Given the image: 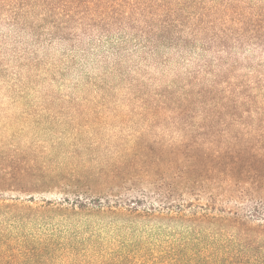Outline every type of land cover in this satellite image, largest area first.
Listing matches in <instances>:
<instances>
[{"label": "trees", "instance_id": "trees-1", "mask_svg": "<svg viewBox=\"0 0 264 264\" xmlns=\"http://www.w3.org/2000/svg\"><path fill=\"white\" fill-rule=\"evenodd\" d=\"M132 1L125 0L128 9L135 8ZM201 2L184 33L176 30L177 23L182 24L177 17L182 8L175 6L169 14L159 15L164 17L158 18L164 31L114 38L79 31L40 32L46 18L36 15L0 19V98H59L52 94L50 83L65 82L75 68L85 69L83 86H93L85 94L101 93L102 100L85 97L80 106L97 109L100 117L117 116L119 122L139 126L130 133L138 141L125 151L91 144L61 153L45 145L15 144L0 133L5 139L0 140L1 207H13L1 196L5 192L33 201V194L44 189L60 194L62 202L57 205L74 197L70 209L96 206L102 213L125 209L147 215L160 206L166 211L162 215L187 225L179 245L187 264H264V0H246L243 7L232 5L233 0ZM49 4L60 9L52 20L57 27L85 20L86 15L75 16L68 0ZM35 5L40 4L32 2L31 9ZM246 48L257 54L241 56ZM173 60L181 70L170 81L162 71L157 81L146 76ZM125 63L136 77L128 75ZM86 68L100 71L93 78ZM109 74L128 82L127 98L111 99L110 91L116 88L105 79ZM45 86L52 93L43 91ZM112 101L118 105L112 106ZM155 127L177 136L155 135L157 141L150 142ZM153 145L160 146L159 151ZM149 165L155 169L153 175ZM152 179L158 205L148 204L145 196L119 201L111 191L122 180L147 184ZM138 204L143 209H137ZM36 244L32 251L19 253L43 252L45 261L50 240L39 239Z\"/></svg>", "mask_w": 264, "mask_h": 264}, {"label": "rangeland", "instance_id": "rangeland-1", "mask_svg": "<svg viewBox=\"0 0 264 264\" xmlns=\"http://www.w3.org/2000/svg\"><path fill=\"white\" fill-rule=\"evenodd\" d=\"M57 1L59 0H53L55 3L53 6L57 5ZM91 1L90 3L88 0H68L69 7L76 13L75 16L86 15L81 23L74 22L73 25L78 27L70 25V27L62 28L53 24L52 20L60 9L51 7L50 0H0V19L36 15L46 18V21H43L41 27L38 28L40 32L79 31L96 36L108 34L114 38L124 33L164 31L163 24H159L158 21V18L164 17L159 15L164 12L169 14L174 6L175 10L182 8L179 11L181 16L170 15L171 17L177 15L182 21V24L177 23L176 30L178 33L187 32V26L192 22V17L197 11L194 7L200 5L198 8L200 11L202 6L201 0H133L135 8L128 9L125 0ZM245 1L233 0L232 5L243 7L245 3L242 2ZM253 1L259 2L260 0ZM32 2L40 5H35L33 6L35 9H31ZM85 2L89 3L86 4L89 8L81 4ZM239 12L241 13V10ZM159 48L163 49L161 46ZM255 54L257 53H253L252 49L247 50L246 48L241 56L251 58ZM126 63L123 66L128 71V75L136 77L133 72L129 74V66ZM177 64L178 62L173 60L168 66L148 71L146 76L149 75L157 81L165 74L163 78L170 81L174 78V73L181 70V65ZM102 68L104 66L100 69ZM98 69L89 68L87 74L94 78L100 71ZM84 71L85 69L75 68L67 75V81L50 83L53 93L49 92L45 86L43 91L59 98L50 100L38 94L36 97L32 95L19 99L0 98V107H4V110L0 109V116L4 119L0 120L1 135L11 138L15 144L29 142L42 147H50L61 153L77 145L89 146L91 144L111 147V151H125L133 142L138 141L130 133L139 126H134L130 122H119L117 116L107 118L103 114L100 117L101 112L97 109L80 106L85 103V97L86 100H102L101 93L85 94L91 91L93 86H83ZM161 71L164 72L162 75H160ZM144 73L138 72L137 74ZM105 79L112 81L110 84H115L114 88L117 89L110 91L111 99H120L122 96L127 98L125 94L127 81H119V78L113 77L112 74ZM150 82L152 81L148 80V84ZM67 91L71 92L68 97H65L64 94ZM129 96L132 95L129 94ZM13 100H15L14 103ZM116 105L118 101H112V106ZM101 118L107 119L101 124L97 123L96 121ZM150 135V142L155 139L157 141L155 135L159 139H163L165 135L171 139L177 136L172 131L158 127H155ZM0 140L5 141L4 138ZM153 146L156 147V152L159 151L160 146ZM149 170L153 175L154 167L150 166ZM120 173L123 175L122 172ZM153 180L147 184L122 180L111 191L119 195V201L142 200L145 196L148 204L158 205L156 203H158L159 196ZM1 196L7 199L4 200L6 204H13V207L9 209L0 206V255H4V259L0 257V264H187L185 255H183L185 251L179 246L184 235H187V225L170 215H162L166 211L160 209V206H157L158 212L150 211L151 214L147 215H134L125 209L114 214L98 212L97 207L92 204L91 209L85 207L79 210L76 206L70 209V203H75L72 196L66 200L69 203L64 201L62 205H57L62 202L60 194L50 192L48 189L34 193L33 201L28 199L29 196H19L14 192H5ZM109 198L116 200L112 196ZM49 200L54 204L53 206L48 203ZM22 205L30 208L23 209ZM137 209L143 208L139 205ZM39 239L51 242V250H45L48 255L45 261L42 260L43 252L35 256L19 253L20 250L32 251L37 247L36 243ZM173 253H178V255H173ZM16 254L18 256L14 259L7 257V255ZM17 260L19 261L16 263Z\"/></svg>", "mask_w": 264, "mask_h": 264}]
</instances>
